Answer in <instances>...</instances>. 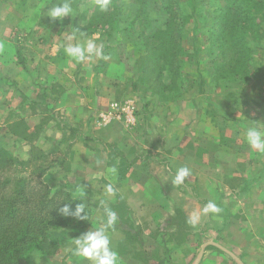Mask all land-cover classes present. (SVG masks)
<instances>
[{"label": "crops", "instance_id": "0c3cea01", "mask_svg": "<svg viewBox=\"0 0 264 264\" xmlns=\"http://www.w3.org/2000/svg\"><path fill=\"white\" fill-rule=\"evenodd\" d=\"M7 1L21 2L0 0V5ZM9 7L18 19L25 11ZM3 8L0 84L6 102L1 123L18 121L34 130L29 138L14 132L10 136L28 145L27 152L30 143L39 142L46 154H53L44 182L89 200L91 206L84 227L56 230L58 250L49 260L39 257V262L22 264H81L72 253L73 239L102 226L104 208L117 214L109 235L121 264H264V154L251 149L244 136L248 126L264 123V96L259 102L247 98L253 115L233 100L226 117L222 112L208 120L203 113L189 125L175 120L162 126L147 115L141 122L131 74L124 77L120 44L90 37L102 56L77 61L65 48L88 39L69 42L61 29L36 37L41 44L29 42L22 33L17 37ZM47 9L39 7L42 24ZM31 109L34 114H27ZM129 114L133 123L126 119ZM116 145L121 150L111 151ZM113 166L115 176L107 172ZM182 166L190 169L191 178L173 185ZM109 183L114 196L106 194ZM209 201L222 211L203 215ZM194 211L201 213L195 227L187 222Z\"/></svg>", "mask_w": 264, "mask_h": 264}, {"label": "trees", "instance_id": "16d2710c", "mask_svg": "<svg viewBox=\"0 0 264 264\" xmlns=\"http://www.w3.org/2000/svg\"><path fill=\"white\" fill-rule=\"evenodd\" d=\"M80 1L69 0L73 8ZM255 3L264 5V0H130L125 5L111 0L108 11L102 12L95 0L83 18L91 30L100 28L109 37L120 33L121 53L127 43L133 49L121 57L132 88H151L161 96L182 88L189 18L191 42L208 52L212 80L250 78L257 69L253 54L264 48V12ZM29 163L16 159L0 143V264H22L32 254L48 259L58 250L56 230L81 228L90 220L88 200L63 188L52 189L41 179L47 167L38 165L23 173L21 167ZM79 203L88 215L86 221L60 211L66 204L74 210Z\"/></svg>", "mask_w": 264, "mask_h": 264}, {"label": "rangeland", "instance_id": "374dc122", "mask_svg": "<svg viewBox=\"0 0 264 264\" xmlns=\"http://www.w3.org/2000/svg\"><path fill=\"white\" fill-rule=\"evenodd\" d=\"M13 1L16 2V0ZM93 1L95 0H81L77 7L73 8L74 12L72 17H65L64 19L57 22L59 24L55 23L54 25L49 24L48 26H45L47 25L46 21L49 22V18H44L45 20H43V26L41 15L39 13V7L41 6L42 8H50L53 4L62 3L64 2V0H21L20 3H10L8 1L6 3L3 2L0 5V17H4L5 15V10L3 8L4 6L7 8V20L13 23V31H15L17 37H19L22 33L23 35L21 37L27 39L29 42L35 40L38 41L39 39H36V37H43V35L49 34L50 32L52 33V31L55 34L56 31H59L61 29L63 30L65 36L69 37L73 33V31L79 29V31L76 32L75 38L78 37L88 39L90 37H98L101 39H107L108 41L118 45L121 37L120 33L115 32V36L109 37L107 33H105L102 29L99 28L96 30H91L89 29L90 27L87 26L88 20L83 18V16L86 14L83 12L87 7L90 6ZM122 1L124 5L130 3V0ZM14 5H16V7H22L23 9H25L19 19L18 14L14 10L13 12H11L12 9L9 7L11 6L13 8ZM255 6L262 7V11L264 12V5L255 3ZM16 7H14V9ZM87 16L89 17L90 15ZM206 17L207 13L205 14V17H202L201 21H204ZM36 25H38L39 28L34 29V26ZM192 25L193 18H189L186 23L187 53L185 54V58L187 64L183 68L184 81L181 83L182 88L177 91L166 92L161 96L152 91L151 88L147 90L142 88L136 89V94L138 93L140 97L137 96L138 94L133 95V97L135 101H137V119L139 118V121H146L145 117H147L148 115L151 122L153 121L155 123H161L162 126L163 124L167 123L168 125H170L171 123L173 124L175 120H177V122L179 120L184 121V123L189 125L191 120H193L198 115H203V113L208 120H211L212 117H215V115H220L222 112L226 117L228 115L227 113L229 109H231V107H229V102L233 100H236L238 102L237 104H241V110H244L245 108L248 109L247 98L249 102H259L261 97L264 96V93H261V88H264V48L256 50L253 54V64L257 66V69L256 72L251 74L250 78L237 79L226 78L225 76L224 79H221L220 76H216L217 79L212 80V76H210L207 72L208 61L210 58L208 52L205 48L201 47V44L196 47L191 42V35L193 32ZM199 37L200 35H197L196 42ZM38 44H41V42L38 41ZM118 47L120 51V48L122 49V45ZM132 50L133 49L130 47V44H125V53H121V57L123 58L125 55H130L131 52L133 53ZM126 71L124 76L125 78H127V73L129 72L127 68ZM174 82L177 83V81ZM1 86L2 84H0V143H2L9 151V153H11L12 156H14L19 161L30 160V163L28 165H26L25 167H21V169L24 171L23 173H29L31 168L38 165H42L44 167L51 166V163H53V154H46L43 151V148L39 147V142L38 144L34 142L30 143V150L29 152H27L26 149L28 148V145L22 143L20 144L18 141L13 140V137L10 136V133L14 132L18 135L23 134L29 138L30 136L32 137L34 135V130L28 129L26 126H24L23 123L18 121L15 122V125L13 126H7L1 123L4 119L3 110L5 108L4 104L6 102L5 93L2 91L3 88ZM242 103H246L244 104V108L242 107ZM236 108L239 109L238 106H236ZM248 111L249 114L251 113V115H253L251 109H248ZM27 114L33 115L34 110H28ZM133 121L134 118L130 123H133ZM206 128L208 129V131H211V126H207ZM65 134L68 135L67 131L65 132ZM40 144L44 146L43 143L40 142ZM110 150L119 151L121 149L116 145V147L114 148L110 147ZM41 179L43 180V175ZM98 187L99 185L97 186V188H95L94 191H98ZM50 258L51 256L49 257V259ZM49 259H43V261H47ZM28 260L39 262V260L42 259L32 254V256L29 257Z\"/></svg>", "mask_w": 264, "mask_h": 264}, {"label": "clouds", "instance_id": "9594fccd", "mask_svg": "<svg viewBox=\"0 0 264 264\" xmlns=\"http://www.w3.org/2000/svg\"><path fill=\"white\" fill-rule=\"evenodd\" d=\"M96 4L102 12H107L111 0H96ZM73 12L72 4L69 0H64L62 3L53 4L43 15L47 16L51 21L59 22L65 17H72ZM78 31L79 29H76L68 37L69 42L73 40ZM65 52L69 57L77 61H84L93 55L97 57L102 56V49L92 39H88L82 43H69L65 48ZM244 136L251 149L264 154V123L257 122L248 126L244 131ZM107 172L111 176H115L117 169L113 166L108 168ZM189 178H191L190 169L187 166H182L177 168L171 183L177 186L182 185ZM105 191L108 196H114L116 193V189L112 183L105 186ZM60 211L65 217H71L76 221H86L88 218L82 203L77 204L74 210H71L69 205L66 204ZM221 211L222 209L216 203L209 201L203 207L202 214L208 215L211 213L215 215ZM104 213L106 220L102 221V226L95 229L90 228L73 239L74 247L72 248V253L80 260L81 264H84V262H87V264H121L120 255L113 249L109 235V229L113 228L117 222V214L108 208H104ZM200 217L201 213L194 211L189 216L187 222L195 227L199 223Z\"/></svg>", "mask_w": 264, "mask_h": 264}, {"label": "built area", "instance_id": "2783aa9c", "mask_svg": "<svg viewBox=\"0 0 264 264\" xmlns=\"http://www.w3.org/2000/svg\"><path fill=\"white\" fill-rule=\"evenodd\" d=\"M116 110H118V109H121V108H119V107H116L115 108ZM127 118V121L130 123V122H132V120H133V117H132V115L131 114H129L128 116H126Z\"/></svg>", "mask_w": 264, "mask_h": 264}]
</instances>
